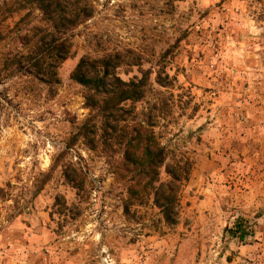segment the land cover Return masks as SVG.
I'll use <instances>...</instances> for the list:
<instances>
[{"label": "rangeland", "instance_id": "374dc122", "mask_svg": "<svg viewBox=\"0 0 264 264\" xmlns=\"http://www.w3.org/2000/svg\"><path fill=\"white\" fill-rule=\"evenodd\" d=\"M91 1L53 87L4 65L25 11L0 16V264H264V0ZM115 52L121 78L146 72L129 121L190 165L174 223L151 197L124 215L121 148L77 134L89 110L69 74Z\"/></svg>", "mask_w": 264, "mask_h": 264}, {"label": "trees", "instance_id": "16d2710c", "mask_svg": "<svg viewBox=\"0 0 264 264\" xmlns=\"http://www.w3.org/2000/svg\"><path fill=\"white\" fill-rule=\"evenodd\" d=\"M10 10L25 12L16 22L14 33L19 49L4 57V65L18 74L31 75L47 86L58 84V67L70 56L74 30L91 17L92 1L0 0V16ZM122 63L121 52L100 57L83 55L71 70L69 77L83 87V104L89 110L77 134L90 149L98 144L104 149L116 145L121 148L113 173L125 182L121 205L124 215L128 216L132 206L144 204L151 197L163 220L174 223L180 187L188 179L190 165L168 161L169 151L149 121L139 118L129 121L132 112L127 102L145 96L146 72L139 78L125 80L117 72ZM157 82L165 83L160 74ZM162 167L166 180L160 178ZM63 171L67 178L71 177L66 168ZM70 179L76 180L75 176ZM238 229L239 226L235 233Z\"/></svg>", "mask_w": 264, "mask_h": 264}, {"label": "crops", "instance_id": "0c3cea01", "mask_svg": "<svg viewBox=\"0 0 264 264\" xmlns=\"http://www.w3.org/2000/svg\"><path fill=\"white\" fill-rule=\"evenodd\" d=\"M255 248V245H246V246H242L240 248V253L241 255H247L248 252L252 251Z\"/></svg>", "mask_w": 264, "mask_h": 264}]
</instances>
